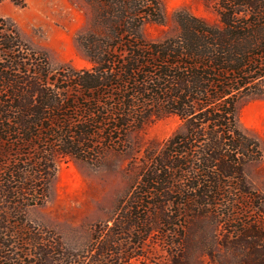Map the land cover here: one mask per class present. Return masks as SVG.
I'll use <instances>...</instances> for the list:
<instances>
[{
    "label": "trees",
    "instance_id": "16d2710c",
    "mask_svg": "<svg viewBox=\"0 0 264 264\" xmlns=\"http://www.w3.org/2000/svg\"><path fill=\"white\" fill-rule=\"evenodd\" d=\"M85 2L93 16L78 44L93 68L81 71L51 70L0 18V264H130L149 260L150 245L170 264H190L197 250L214 264H264L262 223L239 218L262 213L244 173L262 151L236 119L242 98L264 96V0H219L215 25L179 12L178 36L159 43L142 33L164 21L159 0ZM153 113L181 128L87 248L66 249L26 220L47 201L57 159L122 151ZM219 225L215 246L205 232Z\"/></svg>",
    "mask_w": 264,
    "mask_h": 264
},
{
    "label": "rangeland",
    "instance_id": "374dc122",
    "mask_svg": "<svg viewBox=\"0 0 264 264\" xmlns=\"http://www.w3.org/2000/svg\"><path fill=\"white\" fill-rule=\"evenodd\" d=\"M159 1L164 21L146 23L142 27L144 37L151 42L159 43L178 36L176 16L179 12H187L212 25L219 22L216 11L219 0ZM92 16V8L85 0H21L19 5L11 2L0 5V18L14 23L23 40L33 50L46 55L53 71L93 68L78 44V37L87 31ZM236 119L239 127L260 145L261 160L246 164L244 173L251 189L264 198V96L242 98L236 107ZM180 128L177 116L153 113L128 134V145L122 151L106 152L97 162L76 157L57 159L56 176L47 201L26 209V220L48 236L58 238L66 249L87 248L91 229L97 224L111 223L118 206L139 181L150 159ZM262 209L260 214L242 208L239 218L245 223L259 220L264 229V204ZM233 225L238 227L240 222L237 220ZM224 233L226 230L221 225L209 228L205 240L217 246ZM193 238L200 239L196 232ZM147 249L152 251L149 260H132L130 264L171 263L166 250L152 245ZM195 253L190 264H214L205 253L198 250Z\"/></svg>",
    "mask_w": 264,
    "mask_h": 264
}]
</instances>
